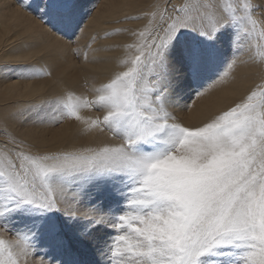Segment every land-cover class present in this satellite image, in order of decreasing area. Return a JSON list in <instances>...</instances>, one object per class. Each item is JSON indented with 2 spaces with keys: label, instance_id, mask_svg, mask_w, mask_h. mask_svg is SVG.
<instances>
[{
  "label": "snow or ice",
  "instance_id": "1",
  "mask_svg": "<svg viewBox=\"0 0 264 264\" xmlns=\"http://www.w3.org/2000/svg\"><path fill=\"white\" fill-rule=\"evenodd\" d=\"M22 7L38 10L46 31L69 43L81 28L69 37L48 26L52 18L71 30L75 0ZM257 9L264 0H162L132 32L130 67L92 99L46 97L12 113L32 125L74 117L120 142L45 154L26 152L15 137L0 145V264H54L41 254L42 237L62 246L96 243L98 225L114 233L104 241L103 264H264V85L198 125L185 126L171 110L184 78L198 80L215 60L221 36L232 49L227 69L257 59L264 67V51H252L264 48ZM37 44L25 38L19 48ZM27 59L0 71L51 75L20 62ZM80 108L103 114L84 117ZM56 212L63 222L50 216Z\"/></svg>",
  "mask_w": 264,
  "mask_h": 264
},
{
  "label": "bare ground",
  "instance_id": "2",
  "mask_svg": "<svg viewBox=\"0 0 264 264\" xmlns=\"http://www.w3.org/2000/svg\"><path fill=\"white\" fill-rule=\"evenodd\" d=\"M22 2L27 3L28 0H0V65L15 64L17 57H29L20 62L46 64L49 66L46 72L51 75L45 81V78H23L13 71H0V130L8 133L6 136L4 131H0V145L2 140L6 142L15 137L17 141L24 142L26 152L45 154L59 149L119 143L120 139L109 131L90 128L75 118L73 124L65 121L58 128H45L41 124L20 123L12 113L46 97L59 96L65 101L69 97L73 101L92 99L97 88L110 81L114 74L130 67V59L136 50L128 45L137 42L132 32L146 25L153 5L162 3V0H75L71 30L52 18L48 19V26L53 31L67 36L81 27L72 43L47 32L46 26L38 18L39 11L22 7ZM34 2L29 0V3ZM172 2L181 3L183 0ZM223 2L227 3L228 0ZM261 10L257 9V14ZM137 16L140 18H132ZM25 38H34L38 41L37 46L20 49L19 44ZM252 43L257 42L253 40ZM45 47L51 52L34 55ZM216 49L215 60L205 68L200 78H184L177 90L174 109L171 110L185 126L198 125L202 120L231 107L254 86L264 85V67L258 59L255 63L238 64L234 70L226 68V62L232 55L226 35L220 37ZM252 51L258 54L264 48H253ZM224 71H229L230 75L222 77L220 73ZM197 90L200 95L196 94ZM192 92L193 101L189 102L188 97L192 98ZM78 111L80 115L90 118L103 114L96 109L80 108ZM101 235H96L97 244L104 243L106 234ZM85 259L98 264L92 258Z\"/></svg>",
  "mask_w": 264,
  "mask_h": 264
},
{
  "label": "rangeland",
  "instance_id": "3",
  "mask_svg": "<svg viewBox=\"0 0 264 264\" xmlns=\"http://www.w3.org/2000/svg\"><path fill=\"white\" fill-rule=\"evenodd\" d=\"M94 7H91V9ZM90 9V11H91ZM261 10V9H260ZM262 11V10H261ZM73 35V34H72ZM67 36V35H66ZM70 37V36H69ZM66 40H68L67 38H64ZM74 37L72 38L73 41ZM230 52V49L228 50ZM227 52V54L229 53ZM77 55V54H76ZM78 56H75V58H77ZM34 64H38L37 62H33ZM10 64V63H9ZM39 65V64H38ZM40 67L44 68V71L46 72L49 68L48 65L43 64V65H39ZM47 73V72H46ZM48 75H41L39 77H37V80H39V78H45V81L48 80ZM212 81H210L211 83ZM85 85V84H84ZM194 92H192L190 95L192 98L188 97V101L191 102L193 101V94ZM73 118H64L61 119L59 123H55V124H41V127H45V128H50V127H54V128H58L60 125H62L65 121H68L69 123L73 124ZM115 138H119V137H115ZM4 143V140H2V144ZM51 217H53L56 221L59 222H63L64 221V217L61 215V213L56 212V213H51L50 214ZM100 226H97L96 228V235L100 236H104V241L107 238V236L114 234L113 230L111 228H99ZM105 231V232H104ZM66 234L69 236L71 235L70 231L66 230ZM100 234V235H99ZM121 235L125 234V233H120ZM6 238L11 239V234H4ZM86 243V244H85ZM81 244V245H80ZM43 245V247H42ZM53 245V246H52ZM92 247H91V246ZM97 245V246H96ZM100 245V246H99ZM56 246V247H55ZM60 246V249L59 247ZM103 246V247H102ZM40 248L42 250V253H46L45 258L51 257L53 259V262L55 264L56 261L61 262V264H93L91 263V261L85 259L87 257L97 261L98 264H100V261H102L101 258V253L103 251L104 248V243L103 244H97V243H88V242H74L71 244V246H62L59 243H57L54 239L48 238V237H42L40 240ZM62 247V248H61ZM79 247V248H78ZM81 247V248H80ZM91 247V248H90ZM95 247V248H94ZM49 248V249H47ZM100 248V251L98 250ZM91 251H89V250ZM94 249V250H93ZM47 250V251H46ZM50 250V251H49ZM82 250V251H81ZM87 251V252H86ZM84 252V253H83ZM92 252L94 254H92ZM98 252V253H97ZM89 253V254H87ZM92 260V262H93ZM103 262V261H102ZM102 264V263H101Z\"/></svg>",
  "mask_w": 264,
  "mask_h": 264
}]
</instances>
